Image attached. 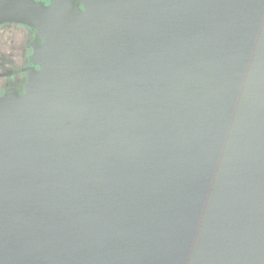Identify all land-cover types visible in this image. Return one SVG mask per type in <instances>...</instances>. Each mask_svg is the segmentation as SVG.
<instances>
[{
	"label": "water",
	"instance_id": "95a60500",
	"mask_svg": "<svg viewBox=\"0 0 264 264\" xmlns=\"http://www.w3.org/2000/svg\"><path fill=\"white\" fill-rule=\"evenodd\" d=\"M39 69L0 97V264H264V0H0Z\"/></svg>",
	"mask_w": 264,
	"mask_h": 264
},
{
	"label": "flooded vegetation",
	"instance_id": "af4514ba",
	"mask_svg": "<svg viewBox=\"0 0 264 264\" xmlns=\"http://www.w3.org/2000/svg\"><path fill=\"white\" fill-rule=\"evenodd\" d=\"M45 6L84 8L86 0H34ZM41 43L37 30L24 23L0 24V97L22 94L28 77L39 69L34 61L35 46Z\"/></svg>",
	"mask_w": 264,
	"mask_h": 264
}]
</instances>
